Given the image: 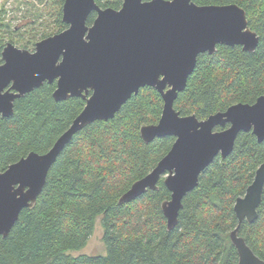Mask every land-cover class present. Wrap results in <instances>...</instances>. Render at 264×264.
I'll list each match as a JSON object with an SVG mask.
<instances>
[{
    "label": "trees",
    "instance_id": "trees-1",
    "mask_svg": "<svg viewBox=\"0 0 264 264\" xmlns=\"http://www.w3.org/2000/svg\"><path fill=\"white\" fill-rule=\"evenodd\" d=\"M95 1L103 8H119L123 0ZM192 1L239 5L258 43L252 51L218 44L213 53L199 54L174 100L175 110L204 119L235 103H253L264 95V0ZM62 3L48 1L53 29L40 36L67 26L61 20ZM94 17L90 13L86 23ZM55 86L44 82L15 99L10 116L0 114V172L31 151L46 152L83 109L85 100L78 96L56 101ZM163 104L158 90L141 87L112 118L95 120L74 134L49 168L34 203L21 210L6 236L0 235V264H237L230 240L237 225L233 206L264 162V140L259 142L251 131H240L230 154L217 155L199 174L172 229L161 207L170 198L162 176L156 189L120 201L175 140L172 135L150 142L141 137V126L156 123ZM98 217L105 253L73 254L85 247ZM238 234L264 260V188L256 220H244Z\"/></svg>",
    "mask_w": 264,
    "mask_h": 264
},
{
    "label": "water",
    "instance_id": "water-1",
    "mask_svg": "<svg viewBox=\"0 0 264 264\" xmlns=\"http://www.w3.org/2000/svg\"><path fill=\"white\" fill-rule=\"evenodd\" d=\"M91 12L96 17L87 25ZM62 20L68 27L37 42L34 52L11 43L2 52L3 117L13 113L15 98L45 80L57 79L52 93L56 101L79 96L85 105L46 152L31 151L0 172V235L6 236L21 210L34 203L49 168L73 135L95 120L112 118L144 86L158 90L164 104L156 123L141 126V137L150 142L172 135L175 140L120 201L129 202L156 189L159 178L167 174L163 182L170 198L161 207L167 228L172 229L183 197L218 154L222 158L230 154L240 131H251L259 142L264 140V95L202 120L194 114L181 115L173 106L199 54L213 53L218 44L240 45L248 51L256 48L258 35L248 26L245 10L235 3L199 5L192 0H123L118 9L102 8L95 0H64ZM263 188L264 162L233 206L237 225L230 231V240L238 252L237 264H264L238 234L244 220H256Z\"/></svg>",
    "mask_w": 264,
    "mask_h": 264
},
{
    "label": "rangeland",
    "instance_id": "rangeland-1",
    "mask_svg": "<svg viewBox=\"0 0 264 264\" xmlns=\"http://www.w3.org/2000/svg\"><path fill=\"white\" fill-rule=\"evenodd\" d=\"M48 1L49 0H0V34L2 37L4 36V41L8 40L7 36L9 35L13 36L17 46L26 43L30 44L29 38L38 37L42 31L46 29L49 31L53 29L51 23L52 18L48 15L50 11V5L47 6ZM25 23L30 25L27 26ZM16 26H18L16 31L17 34L14 32L9 34L13 27ZM102 232L103 229L100 218L98 217L95 222L94 231L85 247L79 251H73L72 253H105Z\"/></svg>",
    "mask_w": 264,
    "mask_h": 264
},
{
    "label": "flooded vegetation",
    "instance_id": "flooded-vegetation-1",
    "mask_svg": "<svg viewBox=\"0 0 264 264\" xmlns=\"http://www.w3.org/2000/svg\"><path fill=\"white\" fill-rule=\"evenodd\" d=\"M96 2V1H95ZM123 2V1H122ZM63 3H64V0H63ZM63 3H62V5H61V20H62V6H63ZM103 8V7H102ZM105 8V7H104ZM120 8V7H119ZM115 9H118V8H115ZM92 13V12H91ZM95 17H96V13H95ZM94 17V18H95ZM94 20V19H93ZM63 21V20H62ZM64 22V21H63ZM93 22V21H92ZM65 23V22H64ZM66 24V23H65ZM92 24V23H91ZM90 24V25H91ZM25 25H27V26H29L30 24H27V23H25ZM67 26L64 28V29H66L67 27H68V24H66ZM88 25V24H87ZM17 29H18V26H16V27H13V29L10 31V33L9 34H11V33H15V34H17ZM64 29H62V30H64ZM62 30H60V31H58V32H61ZM58 32H54V33H52V34H49V35H46V36H36V37H34V38H29V43L30 44H23V45H20V46H17L16 44H15V41H14V39H13V36H7L8 37V40L7 41H4V36L2 37V35L0 36V37H2L3 39V43H2V45H0V64H2L3 63V59H2V52L4 51V48L7 46V44L8 43H11L12 45H14L16 48H18V49H23V50H27V51H29V52H34L35 51V48H36V43L37 42H39V41H41V40H43V39H45V38H47V37H49V36H51V35H53V34H55V33H58ZM44 82H48V83H53V82H55V85L57 86V79H54L52 82H49L48 80H45ZM43 82V83H44ZM42 83V84H43ZM41 84V85H42ZM40 85V86H41ZM56 86H55V88H56ZM8 87H9V85H8ZM8 87H6V88H8ZM55 90V89H54ZM30 92V91H29ZM27 93V92H26ZM53 93V92H52ZM25 94V93H24ZM23 94V95H24ZM23 95H21V96H23ZM20 96V97H21ZM53 97V96H52ZM79 97V96H78ZM17 98H19V97H17ZM17 98H15V99H17ZM82 98V97H81ZM14 99V100H15ZM67 99V98H66ZM13 105H14V101H13ZM208 117V116H207ZM205 119V118H204ZM200 120H202V119H200ZM228 126V125H227ZM221 129V127H216V130H220ZM175 138V137H174ZM173 144V143H172ZM172 146V145H171ZM168 152V151H167ZM166 152V153H167ZM165 153V154H166ZM218 155H220V154H218ZM164 156V155H163ZM221 156V155H220ZM166 176H167V174H166ZM166 176H162L163 177V180H164V177H166ZM166 201V200H165Z\"/></svg>",
    "mask_w": 264,
    "mask_h": 264
}]
</instances>
